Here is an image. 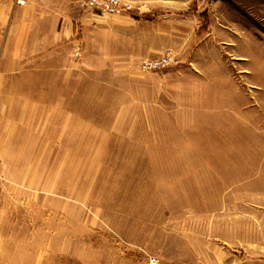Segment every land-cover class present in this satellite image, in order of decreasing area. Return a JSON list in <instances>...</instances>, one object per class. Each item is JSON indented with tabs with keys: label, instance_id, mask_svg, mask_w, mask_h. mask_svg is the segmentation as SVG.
I'll use <instances>...</instances> for the list:
<instances>
[{
	"label": "rangeland",
	"instance_id": "1",
	"mask_svg": "<svg viewBox=\"0 0 264 264\" xmlns=\"http://www.w3.org/2000/svg\"><path fill=\"white\" fill-rule=\"evenodd\" d=\"M0 264H264V0H0Z\"/></svg>",
	"mask_w": 264,
	"mask_h": 264
}]
</instances>
